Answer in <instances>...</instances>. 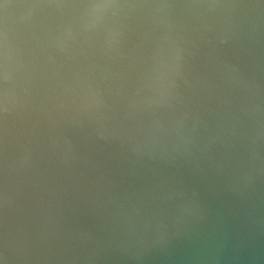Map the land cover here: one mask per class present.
Here are the masks:
<instances>
[{
	"label": "water",
	"instance_id": "1",
	"mask_svg": "<svg viewBox=\"0 0 264 264\" xmlns=\"http://www.w3.org/2000/svg\"><path fill=\"white\" fill-rule=\"evenodd\" d=\"M0 264H264V0H0Z\"/></svg>",
	"mask_w": 264,
	"mask_h": 264
}]
</instances>
